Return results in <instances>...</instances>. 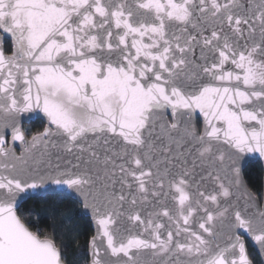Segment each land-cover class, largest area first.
<instances>
[{
	"label": "snow or ice",
	"instance_id": "1",
	"mask_svg": "<svg viewBox=\"0 0 264 264\" xmlns=\"http://www.w3.org/2000/svg\"><path fill=\"white\" fill-rule=\"evenodd\" d=\"M256 156L264 0H0V264H264ZM49 183L96 225L71 260L18 214Z\"/></svg>",
	"mask_w": 264,
	"mask_h": 264
},
{
	"label": "trees",
	"instance_id": "2",
	"mask_svg": "<svg viewBox=\"0 0 264 264\" xmlns=\"http://www.w3.org/2000/svg\"><path fill=\"white\" fill-rule=\"evenodd\" d=\"M199 125V122H198ZM43 122L36 120L24 125L27 136L41 131ZM244 180L254 193L262 192V167L252 162L243 169ZM18 214L30 222L33 231L41 234H55L58 243L66 245L67 256L71 260L76 253H87V242L93 235L91 223L82 214L81 206L64 194H48L37 198H28L21 203ZM250 253H255L247 242ZM83 255L77 259L82 264Z\"/></svg>",
	"mask_w": 264,
	"mask_h": 264
},
{
	"label": "water",
	"instance_id": "3",
	"mask_svg": "<svg viewBox=\"0 0 264 264\" xmlns=\"http://www.w3.org/2000/svg\"><path fill=\"white\" fill-rule=\"evenodd\" d=\"M29 116H31L33 118L30 119ZM197 117H199V114L198 113H197ZM36 119L41 120L44 123V126L47 123L46 118L43 117V113L22 114L21 115V119H20L21 127L24 129V125L25 124H29L31 121H34ZM198 122H199V125H198ZM197 126L198 127L200 126V120L199 119L197 121ZM5 133H6L7 139L9 140V142H11V132H10V130L6 129L5 130ZM30 136H28V137H30ZM13 147L15 149L16 154L19 155L20 154V151H21V145H20V143L19 142H15L13 144ZM252 162H259L260 165H261V167H262V192H264V159H260L258 156H256V157H249L247 159V161L245 162L243 169L246 167L247 164L252 163ZM48 194H64V195L72 198L73 200H75L78 204H80L82 214L89 219V221L91 223L92 230H93V235L95 234V232H96V225H95V223H94V221L92 219L91 210L85 209L83 207V204H82V201H81L80 197L74 191L68 190L66 188H60V187H57V186L52 185V184L49 183L44 188L40 189L39 190V193L37 195L31 196L29 198L42 197V196H45V195H48ZM247 242L250 245V247L254 250V252L256 253L257 250L253 246V242H251L250 240H248Z\"/></svg>",
	"mask_w": 264,
	"mask_h": 264
},
{
	"label": "flooded vegetation",
	"instance_id": "4",
	"mask_svg": "<svg viewBox=\"0 0 264 264\" xmlns=\"http://www.w3.org/2000/svg\"><path fill=\"white\" fill-rule=\"evenodd\" d=\"M36 120H38V119H36ZM36 120H34V121H36ZM34 121H31V122H34ZM39 121H41V120H39ZM31 122H30V123H31ZM41 122H42V121H41ZM30 123H29V124H30ZM43 124H44V123H43ZM25 125H28V124H25Z\"/></svg>",
	"mask_w": 264,
	"mask_h": 264
}]
</instances>
